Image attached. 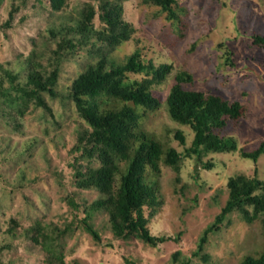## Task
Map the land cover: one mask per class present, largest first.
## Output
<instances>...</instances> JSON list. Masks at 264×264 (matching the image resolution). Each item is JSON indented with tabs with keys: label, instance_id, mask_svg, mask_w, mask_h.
I'll return each mask as SVG.
<instances>
[{
	"label": "rangeland",
	"instance_id": "obj_1",
	"mask_svg": "<svg viewBox=\"0 0 264 264\" xmlns=\"http://www.w3.org/2000/svg\"><path fill=\"white\" fill-rule=\"evenodd\" d=\"M88 2L98 8V0H68L56 12L50 0H0V73L1 67L10 69L22 80L27 74L26 60L35 49L56 48L49 40V28L77 18ZM177 2L179 21L169 19L153 3H122L124 18L136 32L111 50L113 57L124 62L139 48L146 62L173 65L166 79L152 86L161 106L156 110L136 106L140 127L167 147L185 152L193 131L171 118L166 98L177 73L188 71L195 80L184 83L186 89L216 93L243 104L241 118L220 130L222 136L235 139L237 149L204 156V162L211 160L215 165L209 170L190 157L180 161L179 171L161 164V173L153 177L161 205L156 213L149 209L146 213L151 232L172 240L152 247L136 235L115 238L108 211L89 212L101 198L99 189L76 185L77 171L85 173L89 166L100 164L71 153L77 130L85 121L67 93L77 75L99 58L91 45L79 47L60 65L58 98L46 95L51 111L31 103L24 115L12 118L15 111L0 101V264H174L176 251L181 252L180 258H189L190 264H239L246 256L257 257L264 251L261 220L247 221L233 212L209 234L200 254L194 255L203 231L229 197L228 180L238 174L264 178V153L257 161L242 155L243 150L252 151L264 142V47L253 40L256 33L264 34V0ZM99 13L93 19L96 29L103 27ZM49 55L41 57L47 69L52 68ZM127 76L130 80L144 77ZM5 84L9 85L7 80ZM178 130L186 137L184 144L175 136ZM73 197L81 205L77 216L70 205ZM88 214L101 241L84 227L82 219Z\"/></svg>",
	"mask_w": 264,
	"mask_h": 264
},
{
	"label": "trees",
	"instance_id": "obj_2",
	"mask_svg": "<svg viewBox=\"0 0 264 264\" xmlns=\"http://www.w3.org/2000/svg\"><path fill=\"white\" fill-rule=\"evenodd\" d=\"M67 1L50 0L52 11H61ZM123 1L98 0V8L96 3H85L77 18L62 20L50 27L49 40L56 43V48L35 49L26 60L27 74L22 80L19 73L1 67L0 101L15 111L10 115L12 118L24 115L31 103L51 111L46 95L53 99L60 95L57 84L62 61L77 48L91 45V51L99 58L77 75L67 93V97L75 103L79 117L85 121L77 130V142L71 148V153L80 154L89 161L97 159L100 164L94 168L89 166L85 173L77 171L76 185L83 189H99L101 198L91 205L89 212L107 210L115 238L136 235L148 245L158 247L173 238L154 235L149 228L147 209L153 214L161 205L158 182L153 177L161 173L162 163L179 171V163L184 157L196 158L201 168L212 169L214 163L211 160L204 162L203 157L211 152L237 149L235 139L222 136L220 130L229 121L241 118L244 106L238 100L230 101L216 93L186 89L183 84L193 83L195 78L188 71H180L166 98V105L174 121L192 129L191 145L181 153L141 128V113L136 106L150 110L161 106L152 86L162 83L173 65L146 62L139 48L124 62L113 57L111 50L136 32L135 26L124 18ZM143 2L160 6L171 20H181L177 0ZM98 10L103 24L101 29H96L93 23ZM253 40L256 45L264 47V34L256 33ZM47 52H50L48 59L51 69H47L41 60ZM228 61L233 62L229 58ZM129 73L143 74L144 77L130 80L127 76ZM6 80L9 85L5 84ZM175 136L182 144L186 142L181 130ZM262 153L264 142L252 151H242L244 157L254 161ZM199 166L196 177H199ZM227 186L229 197L221 212L203 231L194 255L200 254L209 234L218 229L233 212H239L247 221L259 218L264 230V178L238 174L228 180ZM70 205L77 216L81 205L75 197L71 198ZM90 216L88 214L82 219L84 227L94 239L101 241L99 232L89 222ZM38 231L44 235L42 227ZM35 239L38 241V238ZM180 255V251L173 254L174 264H190L189 258H180ZM239 264H264V251L257 257L246 256Z\"/></svg>",
	"mask_w": 264,
	"mask_h": 264
}]
</instances>
